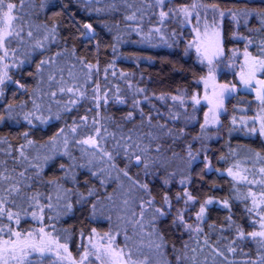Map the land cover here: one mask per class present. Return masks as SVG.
I'll return each instance as SVG.
<instances>
[{
	"label": "trees",
	"instance_id": "obj_1",
	"mask_svg": "<svg viewBox=\"0 0 264 264\" xmlns=\"http://www.w3.org/2000/svg\"><path fill=\"white\" fill-rule=\"evenodd\" d=\"M11 2L19 35L3 46L0 89V173L11 179L0 180V196L20 222L5 215L0 225L36 237L43 228L67 246L31 253V264H75L93 238L109 237L135 264H264V238L249 235L259 231L250 196L264 174V100L237 90L215 128L201 127L206 107L194 103L208 67L237 85L233 52L264 58V0ZM212 13L221 16L223 53L206 63L192 40ZM90 136L95 146L80 143Z\"/></svg>",
	"mask_w": 264,
	"mask_h": 264
},
{
	"label": "rangeland",
	"instance_id": "obj_2",
	"mask_svg": "<svg viewBox=\"0 0 264 264\" xmlns=\"http://www.w3.org/2000/svg\"><path fill=\"white\" fill-rule=\"evenodd\" d=\"M216 33H219L218 37L216 36ZM221 34V16L215 15L214 13L211 14L210 18H204L199 30L197 29L195 31L194 40H192V46L196 53L200 55L202 60L206 61V63L215 62V60H217L222 55L223 47ZM245 53V51H235L230 58V70L236 73L237 85H233L230 83H220L217 80V76L219 75L218 69L213 67H208L207 74L198 79V84L201 87V92L195 97L194 103L202 104L206 107V112L203 116L202 124L205 128H215L219 125V117L223 112V105L225 101L232 94L236 93L237 90L251 92L254 96V100L259 102L262 101L260 97H264V84L258 82L264 81V70L258 69L255 73V76L250 79V82L247 85L242 82V75L245 79H248L250 65L252 63V57L249 55L246 56ZM5 59V50L3 47H0V78H2V76L4 75V71L6 68ZM1 88L2 84H0V89ZM262 114H264L263 109H260L259 115H261V117ZM261 117H259L258 120L260 128L262 123H264L263 117ZM262 138L264 140V135H262ZM86 145L89 147H93L89 144ZM260 168L264 169L262 167ZM261 169L259 170L260 172ZM232 173V177L237 183H244L245 177L242 173H240L239 171ZM262 178L261 192L257 194H251L252 196H250L251 204L253 207L252 209L257 215L259 231H264V229L261 228V216L264 215V174ZM257 184L258 183H255L254 185ZM253 199H255L256 201L255 205H253ZM45 240L51 239L45 236ZM109 243L113 244L117 252L121 250L120 248H116L114 242L109 239L106 240L103 238H93L88 244H86L84 251L76 259L75 264H110L108 259L103 255H101L100 258H97L96 254L97 247H101L102 245H107ZM56 245L57 243L55 241H52L51 251L57 254H64V249L62 247L57 248ZM86 252L88 253L87 257H85ZM101 252H103V248H101Z\"/></svg>",
	"mask_w": 264,
	"mask_h": 264
},
{
	"label": "snow or ice",
	"instance_id": "obj_3",
	"mask_svg": "<svg viewBox=\"0 0 264 264\" xmlns=\"http://www.w3.org/2000/svg\"><path fill=\"white\" fill-rule=\"evenodd\" d=\"M158 3H163V0H157ZM21 4H23V0H21ZM193 8L196 7V4L193 3L192 5ZM16 11V4L11 2V0H0V47H3L5 43L8 41L10 37L13 35H19V32L16 31V21L19 19L17 15H15ZM181 11H184L187 13V9H181ZM167 15L164 11L160 12V17L161 20ZM223 15V13H221ZM261 17H264V12L260 13ZM135 18V14L132 16L126 17L128 20H133ZM264 22V20H262ZM85 27L89 30L92 31V26L91 25H85ZM22 30V29H21ZM55 32V29L53 28L52 30ZM29 36L32 35L31 32L28 33ZM219 33H216V36L218 37ZM55 37H53L54 39ZM199 51V49H198ZM7 55V53H5ZM245 55L247 56L248 53L246 52ZM47 61H41V64L46 63ZM83 63V61H82ZM39 67V66H38ZM85 67H87L89 70H91L94 65L91 64H86ZM264 70V58H252V63L250 65V72H249V77L248 79H245L244 76L242 75L241 79L242 82L247 85L250 82V79L255 76V73L257 70ZM7 74L5 73V76ZM4 83V78H0V84ZM258 83L264 84V81H259ZM61 91H64V89H61ZM69 92L74 91L72 88L68 89ZM78 91V90H77ZM94 91L98 92L99 91V85H97V88L94 89ZM81 96L84 95V93H80ZM262 100H264V97H260ZM97 101H99L100 97L97 95L95 97ZM163 99V97H161ZM173 99H176V97H173ZM73 104L76 103L75 100L72 101ZM39 107V105H37ZM13 108V105H8L9 109V115H11V109ZM32 114L29 113L25 115V119L28 121L29 124L32 123L31 119L29 118ZM131 115V114H129ZM37 119H41L40 117H36ZM0 119H3V117H0ZM202 128L204 127L203 125L201 126ZM75 131V127L72 129ZM63 131V130H61ZM97 134H99V129L96 130ZM106 131V129H105ZM261 134L264 135V123L261 125ZM27 136V133L24 134ZM59 135V134H57ZM29 144L32 143V141H28ZM67 143V141H65ZM80 143L83 144H89L92 146H95L97 144V141L93 137H89L88 139H85L81 141ZM25 146H21V149H23ZM23 150H21V156H23ZM106 155H109V158H111L110 154L106 153ZM27 157H25L26 159ZM137 162L140 161V157L136 156ZM63 167V166H62ZM261 172H264V169H261ZM127 175V172L124 173ZM229 174L233 175L231 169L229 170ZM23 176V173L20 174ZM11 179L9 176H5L3 173H0V180H7ZM146 187V186H145ZM5 191L8 193V195H12V193L18 192V189L16 187H11L9 189H5ZM185 196L188 197V200H192L193 197L188 193H184ZM34 199V198H33ZM165 203H169L168 197H164ZM210 202V201H208ZM206 202V203H208ZM149 204L152 203L151 200L148 201ZM7 201L6 198L3 196H0V218H3L5 215L7 216V219L9 221H12L15 217V223L18 225L19 224V213H14L10 209L6 207ZM227 204V202H225ZM256 204L255 199H253V205ZM143 209V206H141ZM157 213H160V215H163L160 209L156 210ZM251 211V209H249ZM205 212V207L201 206L199 213L197 214V219H201L203 217V214ZM33 218H35V212H33ZM144 215L143 210L141 211V216ZM155 219V217H154ZM182 219V217H181ZM139 223V221H137ZM175 223V221H173ZM142 227V225H141ZM261 228L264 229V215L261 216ZM5 230L7 231V234L9 235L8 239L3 238V234L5 233ZM95 231V230H93ZM155 232V228L153 229ZM199 231V229H197ZM41 235L39 237H36L33 235L32 232H28L26 235L18 230L13 229L11 226L8 225H0V264H10V261H16L17 264H31V262L28 260V257L31 253H39L43 255L45 252L51 251L52 249V241L51 240H45V236L49 235L44 233L43 228L40 229ZM108 235V234H105ZM250 236L252 237H264V231H259V232H251L249 233ZM11 237H15V239H12ZM111 240L112 238L109 237ZM158 239L161 241V243H157L156 247L161 248L164 237L163 235H159ZM264 243V242H262ZM57 248L63 247L65 251H67V246L66 245H56ZM95 247V246H94ZM101 248H103V252H101ZM235 249L230 248L229 251H234ZM96 254L97 258H100L101 255H103L105 258L108 259L110 264H134V261L131 258V255H129L127 258L124 257V252L121 249L119 252H117L113 246L112 243H109L107 245H102L101 247L96 248ZM88 253H85V257H87ZM179 259V257H178Z\"/></svg>",
	"mask_w": 264,
	"mask_h": 264
},
{
	"label": "water",
	"instance_id": "obj_4",
	"mask_svg": "<svg viewBox=\"0 0 264 264\" xmlns=\"http://www.w3.org/2000/svg\"><path fill=\"white\" fill-rule=\"evenodd\" d=\"M86 25H88V24H86ZM87 30H88V29H87ZM88 32H89L91 35L94 34V30H93V29H92V31H89V30H88ZM139 162H140V161H139ZM139 162H137V160L135 159V163H136V164H139Z\"/></svg>",
	"mask_w": 264,
	"mask_h": 264
}]
</instances>
